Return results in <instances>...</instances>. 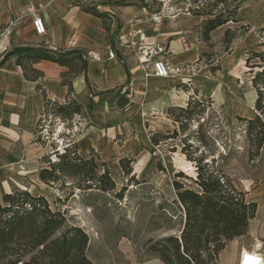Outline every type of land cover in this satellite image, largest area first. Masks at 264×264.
Instances as JSON below:
<instances>
[{"label": "crops", "instance_id": "crops-1", "mask_svg": "<svg viewBox=\"0 0 264 264\" xmlns=\"http://www.w3.org/2000/svg\"><path fill=\"white\" fill-rule=\"evenodd\" d=\"M77 2L94 6L104 17L83 11ZM188 2L0 0V55L14 45L82 50L86 71L71 79L73 92L87 115L86 120H75L80 126L75 137L77 150L83 157H99L119 174L120 158L132 159L133 167L138 165L145 157L149 136L167 133L165 129L172 126L164 110L184 105L192 95V88L191 92L182 88L184 81L190 79L197 90L198 47L203 43L199 24L204 17L189 13ZM31 11L42 18L44 35L34 33ZM159 11L164 16L155 23L151 15ZM239 11L240 6L237 16L242 19ZM223 27L226 25L211 31V40ZM132 31L138 32L136 36L130 35ZM222 34L217 37L221 39ZM121 37L134 45L121 46ZM109 50L114 52L113 58H108ZM161 56L178 72L155 76L152 60ZM32 67L41 73L37 80L24 77L22 68L15 64V55L0 64V198L13 186L31 191L24 186L27 177H37L43 167L40 159L49 144L36 142L34 134L43 111L42 90L47 98L59 102L67 94V87L61 83L66 67L45 59L32 63ZM196 93L202 100L200 91ZM239 251L234 246L229 251L223 249L219 264H235Z\"/></svg>", "mask_w": 264, "mask_h": 264}, {"label": "trees", "instance_id": "trees-1", "mask_svg": "<svg viewBox=\"0 0 264 264\" xmlns=\"http://www.w3.org/2000/svg\"><path fill=\"white\" fill-rule=\"evenodd\" d=\"M238 1L189 0L188 3L189 13L204 17L199 24L203 43L211 44V31L226 25L221 40L223 55L232 51L231 44L235 39L243 37L252 29L250 24L243 23V19L237 16ZM77 5L85 12L104 17L94 6L81 2H77ZM256 32L262 38L257 44L262 51H251L246 64L251 72L259 68L251 80L256 93L253 109L257 114L255 118L238 116V119L246 121V136L253 141L251 143L255 144L258 151L264 147V24ZM10 55H15V64L22 68L24 77L29 80H37L41 76L32 67V63L40 59L66 67L61 73V83L67 87L65 100H51L43 90L41 92L43 111L35 127L36 142L46 144L47 136H53L52 130L44 129L43 120L46 118L71 123L77 119H87L84 106L71 85L72 77L86 71L87 60L82 50L51 51L30 45H14L0 55V64ZM205 55L200 52L199 59L202 60ZM256 58L258 63H250ZM212 63L209 59L208 64ZM219 68V64L211 66V71ZM211 103L193 94L184 106H170L166 110L168 117L178 124L182 132L194 121L197 125L191 133L195 142L188 135L181 140V152L187 162L195 165V175L187 176L180 171L172 181L175 201L182 211V226L178 234L150 239L146 244V253L156 256L163 264H219V253L227 243L247 232L249 220L255 216L256 202L246 199L245 193L234 185L232 177L221 165L216 164L214 156L207 160L211 152L205 151L207 137L199 119L205 120V111ZM44 131L47 132L45 138ZM177 135L176 129L171 134L156 132L150 136V142L156 146ZM51 154L56 157L55 160ZM40 160L45 166L38 169L37 177L45 184H64L65 177H72L76 180V188L101 191L115 188L106 163L101 162L103 170L98 172L93 155L83 158L78 153L76 140H70L62 151L54 148L53 152L44 154ZM130 162L131 159L126 157L119 159L124 175L131 172ZM177 177H184L187 182H181ZM88 244L87 232L69 222L64 212L53 209L44 195L16 186L1 195L0 264H94L87 256Z\"/></svg>", "mask_w": 264, "mask_h": 264}, {"label": "rangeland", "instance_id": "rangeland-1", "mask_svg": "<svg viewBox=\"0 0 264 264\" xmlns=\"http://www.w3.org/2000/svg\"><path fill=\"white\" fill-rule=\"evenodd\" d=\"M237 4L243 23L250 24L252 29L232 42L229 54L223 55V34L221 39L217 37L226 27L214 34L211 44L200 43L199 51L207 55L198 65L197 90L190 79L184 81L182 87L189 92L192 88V95L200 91L204 102H212L205 111V120L199 119L207 137L205 151L211 152L207 160L214 156L216 164L232 177L234 185L245 193L246 199L257 204L247 232L227 243L224 248L227 251L233 246L250 249L256 242L264 249V147L257 151L255 144L251 143L253 141L246 136V121L238 119V116L255 118L257 114L253 109L256 93L251 80L259 68L249 71L246 58L251 51H262L257 46L262 38L256 30L264 24V0H239ZM209 59L212 64H208ZM258 62L256 58L250 63ZM217 64L220 68L211 71V66ZM167 108L164 114L173 127L168 126L165 129L167 133H160L171 134L176 129V138L153 146L150 135L144 150L145 157L134 167L131 159L130 174L124 175L123 171L117 174L109 169L115 182L112 190L76 188V180L72 177H65L64 184H45L35 175L26 176L24 186L35 194L44 195L53 209L64 212L69 222L87 232V256L94 264H163L156 256L146 253L147 242L179 233L182 211L175 201L172 181L180 171L187 176L195 175V165L187 162L181 152V140L188 135L195 142L191 133L196 129L197 122L190 123L182 132L178 124L168 117ZM43 122L44 129L53 131V136L48 135L45 139L49 144L47 153L53 152L54 148L62 151L70 140H76L80 127L75 124L76 121L71 123L49 117ZM46 133L44 131V138ZM51 157L56 159L53 154ZM93 158L98 165L97 171L102 172V160L94 155ZM42 166H45L43 162ZM177 179L187 182L184 177Z\"/></svg>", "mask_w": 264, "mask_h": 264}, {"label": "built area", "instance_id": "built-area-1", "mask_svg": "<svg viewBox=\"0 0 264 264\" xmlns=\"http://www.w3.org/2000/svg\"><path fill=\"white\" fill-rule=\"evenodd\" d=\"M164 7V4H163ZM30 15L32 17V25L33 30L36 35H44L46 32L45 24L42 20V18L34 11L30 12ZM164 16V13L162 11H159L157 13H153L151 15V20L155 23L160 22L161 18ZM138 32H130V35L136 36ZM140 38H142L141 35H139ZM128 39L121 37L120 45H134V42L128 43ZM159 52L162 51L161 48L158 49ZM114 52L112 50L108 51V58H113ZM175 72H178V69H173L169 66L167 60L161 56L157 57L152 60V73L155 76L158 77H168L171 74H175ZM260 243L256 242L254 246H252L250 249L241 248L239 251V255L237 257V260L235 261V264H264V249L259 246Z\"/></svg>", "mask_w": 264, "mask_h": 264}]
</instances>
